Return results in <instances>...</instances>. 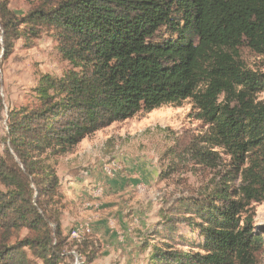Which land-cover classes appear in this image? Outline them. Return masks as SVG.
<instances>
[{"label":"trees","instance_id":"16d2710c","mask_svg":"<svg viewBox=\"0 0 264 264\" xmlns=\"http://www.w3.org/2000/svg\"><path fill=\"white\" fill-rule=\"evenodd\" d=\"M22 26L54 30L71 68L40 78L37 106L8 112L0 264H8L6 256L9 264L29 263L16 257L18 246L5 245L24 230L21 245L43 264L63 260L61 183L43 156L68 154L115 123L188 99L209 127L193 151L199 165L217 170L216 149L229 162L212 188L186 199L185 222L197 234L186 240L190 251L156 248L148 264H257L264 247L254 223V206L264 202V102L257 99L264 75L244 67L239 49L264 58V0H42L23 19L0 0L7 53Z\"/></svg>","mask_w":264,"mask_h":264},{"label":"rangeland","instance_id":"374dc122","mask_svg":"<svg viewBox=\"0 0 264 264\" xmlns=\"http://www.w3.org/2000/svg\"><path fill=\"white\" fill-rule=\"evenodd\" d=\"M6 1L18 19L42 3ZM21 29L7 53L0 28V153L7 142L8 112L37 106L34 90L40 78H59L71 68L59 52L54 30ZM239 55L247 70L264 75L263 57L246 47L239 49ZM257 99L264 102V90ZM198 115L188 99L115 123L87 137L68 154L43 156L59 176L63 195L61 220L68 247L59 264H148L156 248L170 245L190 251L186 240L197 234L185 222L190 217L186 199L212 188V181L221 178L229 162L216 149L217 170L199 165L193 151L209 127ZM68 178L74 184L66 196ZM254 208V223L264 232V202ZM168 228L177 231L169 233ZM28 235L25 230L16 233L5 245L18 246L16 257L27 256L28 264H43L21 245ZM8 258L4 261L9 264ZM257 264H264V247Z\"/></svg>","mask_w":264,"mask_h":264},{"label":"crops","instance_id":"0c3cea01","mask_svg":"<svg viewBox=\"0 0 264 264\" xmlns=\"http://www.w3.org/2000/svg\"><path fill=\"white\" fill-rule=\"evenodd\" d=\"M74 184V181L71 180V178H68L67 181L65 182L64 185V194L66 195V191H68V193H71L73 190V188L71 187ZM78 185V184H77ZM76 185V186H77ZM71 191V192H70ZM67 196V195H66Z\"/></svg>","mask_w":264,"mask_h":264},{"label":"built area","instance_id":"2783aa9c","mask_svg":"<svg viewBox=\"0 0 264 264\" xmlns=\"http://www.w3.org/2000/svg\"><path fill=\"white\" fill-rule=\"evenodd\" d=\"M73 235L80 236L79 234H77V233H75V232L73 233Z\"/></svg>","mask_w":264,"mask_h":264}]
</instances>
